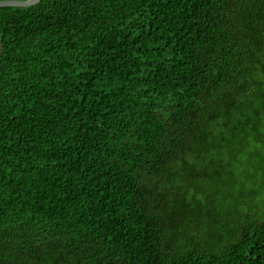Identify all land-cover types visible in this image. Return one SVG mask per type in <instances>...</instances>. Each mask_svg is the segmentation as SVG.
<instances>
[{
  "label": "trees",
  "instance_id": "trees-1",
  "mask_svg": "<svg viewBox=\"0 0 264 264\" xmlns=\"http://www.w3.org/2000/svg\"><path fill=\"white\" fill-rule=\"evenodd\" d=\"M0 43V264H264V0H41Z\"/></svg>",
  "mask_w": 264,
  "mask_h": 264
},
{
  "label": "water",
  "instance_id": "water-1",
  "mask_svg": "<svg viewBox=\"0 0 264 264\" xmlns=\"http://www.w3.org/2000/svg\"><path fill=\"white\" fill-rule=\"evenodd\" d=\"M41 0H4L0 1V8L5 7H19V8H26L30 6H35L40 3ZM3 53V47L0 43V57Z\"/></svg>",
  "mask_w": 264,
  "mask_h": 264
}]
</instances>
